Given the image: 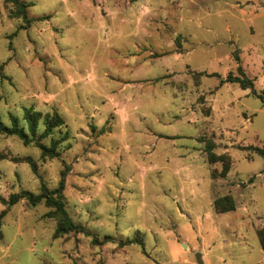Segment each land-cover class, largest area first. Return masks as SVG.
Wrapping results in <instances>:
<instances>
[{
  "label": "clouds",
  "instance_id": "clouds-1",
  "mask_svg": "<svg viewBox=\"0 0 264 264\" xmlns=\"http://www.w3.org/2000/svg\"><path fill=\"white\" fill-rule=\"evenodd\" d=\"M0 264H264V0H0Z\"/></svg>",
  "mask_w": 264,
  "mask_h": 264
}]
</instances>
